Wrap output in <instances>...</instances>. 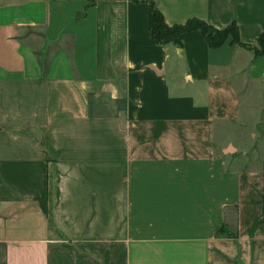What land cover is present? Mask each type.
Instances as JSON below:
<instances>
[{"label":"crops","instance_id":"crops-1","mask_svg":"<svg viewBox=\"0 0 264 264\" xmlns=\"http://www.w3.org/2000/svg\"><path fill=\"white\" fill-rule=\"evenodd\" d=\"M90 1L0 0V264H264V137L224 151L264 116V55ZM152 1L264 32V0Z\"/></svg>","mask_w":264,"mask_h":264},{"label":"trees","instance_id":"trees-1","mask_svg":"<svg viewBox=\"0 0 264 264\" xmlns=\"http://www.w3.org/2000/svg\"><path fill=\"white\" fill-rule=\"evenodd\" d=\"M134 3L146 2L149 6L148 12V32L153 41L157 44L171 43L181 47V35L185 32L198 30L207 46L215 48L221 45L228 37L230 43L239 47L251 50L253 55H264V32L259 33L252 45L243 44L237 36V27L233 21L221 28L213 27L198 18H188L181 24L167 25L161 13L155 7L152 0H129ZM93 0L90 1V3Z\"/></svg>","mask_w":264,"mask_h":264},{"label":"rangeland","instance_id":"rangeland-1","mask_svg":"<svg viewBox=\"0 0 264 264\" xmlns=\"http://www.w3.org/2000/svg\"><path fill=\"white\" fill-rule=\"evenodd\" d=\"M254 112V114H252ZM264 116L259 109H248L243 113V119L239 124L238 132L231 133L225 137V140L229 146L224 148L225 154L238 155L240 153L247 154L256 149V140L264 137L263 131ZM253 140L254 143L247 144V141ZM235 145L237 148H235Z\"/></svg>","mask_w":264,"mask_h":264}]
</instances>
